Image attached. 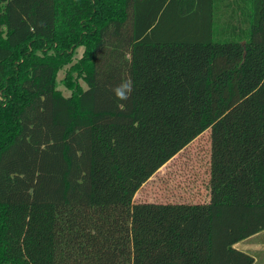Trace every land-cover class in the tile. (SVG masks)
I'll use <instances>...</instances> for the list:
<instances>
[{"label":"trees","instance_id":"trees-1","mask_svg":"<svg viewBox=\"0 0 264 264\" xmlns=\"http://www.w3.org/2000/svg\"><path fill=\"white\" fill-rule=\"evenodd\" d=\"M206 129L208 200L134 202ZM262 230L264 0H0V262L252 264Z\"/></svg>","mask_w":264,"mask_h":264},{"label":"rangeland","instance_id":"rangeland-1","mask_svg":"<svg viewBox=\"0 0 264 264\" xmlns=\"http://www.w3.org/2000/svg\"><path fill=\"white\" fill-rule=\"evenodd\" d=\"M64 65L56 74V86L64 95L71 94L73 81L85 88L83 79L74 77L75 60ZM74 82V83H75ZM211 139L210 130L206 129L188 145L163 164L136 191L134 202H203L209 192ZM264 231L254 237H247L234 244L237 249L257 257L256 264H264ZM0 264H18L15 261Z\"/></svg>","mask_w":264,"mask_h":264},{"label":"clouds","instance_id":"clouds-1","mask_svg":"<svg viewBox=\"0 0 264 264\" xmlns=\"http://www.w3.org/2000/svg\"><path fill=\"white\" fill-rule=\"evenodd\" d=\"M114 96L119 101H127L133 91V82L130 79H124L121 83L111 89Z\"/></svg>","mask_w":264,"mask_h":264},{"label":"crops","instance_id":"crops-1","mask_svg":"<svg viewBox=\"0 0 264 264\" xmlns=\"http://www.w3.org/2000/svg\"><path fill=\"white\" fill-rule=\"evenodd\" d=\"M264 230H262V231H260V232H263ZM259 232V233H260ZM258 233H256V234H254V235H252V237H254V236H256ZM251 237V236H250ZM262 245L264 246V244L262 243ZM245 252V251H244ZM251 255V254H250ZM253 256V255H252ZM254 257V261H253V263L252 264H256V261H257V257H255V256H253Z\"/></svg>","mask_w":264,"mask_h":264}]
</instances>
